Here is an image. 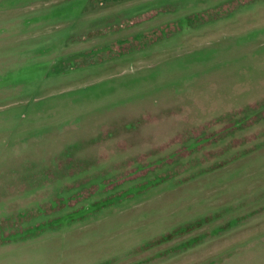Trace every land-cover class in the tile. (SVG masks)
I'll use <instances>...</instances> for the list:
<instances>
[{"label": "rangeland", "instance_id": "1", "mask_svg": "<svg viewBox=\"0 0 264 264\" xmlns=\"http://www.w3.org/2000/svg\"><path fill=\"white\" fill-rule=\"evenodd\" d=\"M0 264H264V0H0Z\"/></svg>", "mask_w": 264, "mask_h": 264}]
</instances>
